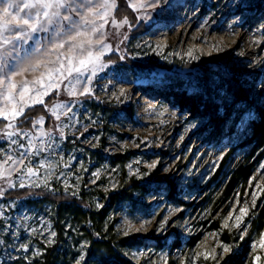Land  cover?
I'll use <instances>...</instances> for the list:
<instances>
[{
	"label": "rangeland",
	"instance_id": "1",
	"mask_svg": "<svg viewBox=\"0 0 264 264\" xmlns=\"http://www.w3.org/2000/svg\"><path fill=\"white\" fill-rule=\"evenodd\" d=\"M260 1L264 5V0H159L155 8L133 11L128 7L129 0H124V10L131 14L122 17L117 16V3L108 22L91 36L93 41L102 42L93 45L94 52L108 45L101 58L107 66L90 82V70L78 78L79 83L73 73L49 91L43 104L25 109L41 106L46 115L23 122L22 116L18 117L14 129L0 127V163L9 155L17 161L4 164V175L0 176V264H39L46 250L55 245V207L40 199L42 194L85 198L96 211L102 206L101 194L124 188L131 180L170 182L184 204H171L163 195L133 192V202L118 204L109 212L104 226H113L118 237L139 235L167 243L178 237L182 241L172 251L170 247L156 250L125 246L122 253L132 264H222L228 255L241 249L239 242L248 236L250 252L244 264H264V228L255 237L249 223L264 187V162L255 167L243 188L225 199L220 179L212 178L231 142L224 139L217 146H207L194 135L201 122L188 119L160 100L147 98L137 89L139 85L158 84L170 75L182 78L189 88L209 86L219 94L218 80L211 71L217 67L226 73L257 75V91L264 95V8L250 20L253 6ZM78 3L83 5L85 0ZM83 12L81 7L66 14L79 22ZM125 18L128 23L120 27L112 23L113 19L119 23ZM33 36L27 43L15 42L19 47L8 58L11 64L28 68L14 78L18 83L32 81L49 68L58 67L57 57L66 51L52 50V32ZM37 61H41L39 67H29ZM73 84L76 94L70 96L68 90ZM85 86L91 94L81 95ZM4 103L0 100V106ZM101 103L117 107L133 104L134 121H113L111 115L102 112ZM53 109L59 119L52 114ZM247 120L246 114L236 124L237 137L244 134ZM0 122L8 123L3 118ZM24 122L26 125L21 126ZM4 131H15L16 135L8 138ZM93 151L102 154L105 161L96 159ZM128 153L132 156L124 165L114 164V156ZM240 158V153H233L227 161L228 169ZM21 160L23 163H19ZM153 163L156 167L149 168ZM29 167L34 175L27 172ZM23 192L26 195L22 198H13ZM242 208L248 213L238 229L233 225ZM66 222L64 232L70 242L66 264H97L87 261L88 242L79 222L71 217ZM225 234L231 240L239 238L238 244L226 243ZM221 244L230 251L224 252ZM213 249L216 258L205 259L204 254Z\"/></svg>",
	"mask_w": 264,
	"mask_h": 264
},
{
	"label": "trees",
	"instance_id": "2",
	"mask_svg": "<svg viewBox=\"0 0 264 264\" xmlns=\"http://www.w3.org/2000/svg\"><path fill=\"white\" fill-rule=\"evenodd\" d=\"M117 16L131 14L125 11L124 0H117ZM263 1L253 6L250 20L260 14L263 10ZM141 28L143 27L140 25ZM218 80L219 94L209 86L196 85L189 88L182 78L176 76H165L158 84L139 85L138 91L149 99H157L166 103L171 109L180 114L187 115L188 119L201 122V126L194 135L199 141L207 146H217L224 139L231 142L228 153L224 156L219 169L212 180L220 179L222 192L225 199L231 198L236 192L243 188L252 176L255 167L264 162V95L257 91L258 77L254 74L226 73L219 68H211ZM225 97V99H223ZM229 101V102H227ZM102 112L113 117L115 122L134 121V105L117 107L113 104L101 103ZM41 106L28 109L21 117L23 122L27 118L46 115ZM248 115L246 130L242 137L235 134V126L243 115ZM5 122H0L3 127ZM24 122L21 126H25ZM232 139V140H230ZM233 153H240V161L228 169V158ZM92 154L99 161H105L102 154L93 151ZM132 154L114 156V164L124 165ZM133 192L153 193L152 195H163L166 200L175 205H184L179 198V191L170 182L160 181L156 183H140L134 180L124 188L117 189L108 194H101L102 206L94 210L85 198H75L70 195L44 193L40 199L51 203L55 207L56 218L53 219L56 231L55 245L46 250L39 264H66L69 238L66 237L65 228L67 219H76L81 226L88 242V263L91 260L97 264H132L122 253V248L154 247L163 250L170 247L176 250L182 244L180 238L175 237L171 242L160 238L143 237L139 235L118 237L113 226L105 228L104 222L113 208L124 202H133ZM23 192L13 198H22ZM29 201V200H28ZM250 231L255 232V237L260 235L264 228V192H262L257 205L249 216ZM226 237V238H225ZM250 236L239 242L241 249L228 255L222 264H244L250 252ZM228 244H238V239L231 240L223 237Z\"/></svg>",
	"mask_w": 264,
	"mask_h": 264
},
{
	"label": "snow or ice",
	"instance_id": "3",
	"mask_svg": "<svg viewBox=\"0 0 264 264\" xmlns=\"http://www.w3.org/2000/svg\"><path fill=\"white\" fill-rule=\"evenodd\" d=\"M158 3L159 0H155V2L129 0L128 7L133 11H141L147 8H155ZM81 7L84 8V12L80 13L79 22L74 21L70 14H66L78 11ZM116 7L117 0H96V2L85 0L83 5L78 3V0H0V100L5 102L3 106H0V118L8 121L7 124L3 125L4 129H14L15 124L13 122L24 115L26 108L32 107L34 104H43L44 97L49 95V91L59 87V81L67 79L75 73L76 83H79L78 78L83 76L85 71L90 70L91 75L87 77L90 82L98 71L107 66L101 58L104 55V50L108 49V45H102L99 51L94 52L92 50L93 45L102 42L99 39L93 41L91 36L100 32L104 23L108 22L107 18L112 16ZM97 20L103 23L97 24ZM112 23L116 27H120L127 24L128 21L125 18L117 23L113 19ZM66 24L67 30H65ZM38 32H52L54 34L53 40L50 42L52 50L58 51L66 48V51L59 53L55 62L58 67L49 68L40 77L32 81L25 80L18 83L14 78L23 75L25 71H28V68L11 64L8 58L19 47L15 42L27 43L29 40H33V34ZM10 45L11 48H9ZM35 51L39 52L40 49H35ZM188 55L191 56V52ZM61 56L64 57V60L60 59ZM192 58L196 59L197 57L193 56ZM65 60L67 63H65ZM40 63L41 61H37L29 67L34 70L39 67ZM75 87L76 85L73 84L72 88L68 90L70 96L76 94ZM83 94H91V89L85 86L81 95ZM59 107H62V105L56 106V108ZM52 114L59 119L55 109L52 110ZM14 135H16L15 131H4L5 137L11 138ZM41 135H44V133L42 132ZM12 143L15 144L16 141L13 140ZM29 143L31 145V141ZM8 161L13 164L17 163L11 155L7 156L3 163H0V176L4 175L3 166ZM19 163H23V160ZM148 167L155 168L156 164H150ZM27 172L30 175L35 174L31 167L27 168ZM94 175L97 174L94 173ZM261 192H264V187L261 188ZM0 195H3V191H0ZM252 203L255 206V199ZM241 213L242 215L236 217V223L233 225L238 229L244 223V217L247 215L248 209L242 208ZM229 215L231 216V213ZM145 223H150V221ZM163 226L164 224L161 223V228ZM129 227L131 226L129 225ZM139 230L136 229V231ZM52 235L54 236L55 233H52ZM124 235L127 236L128 232L125 231ZM261 237V246L264 247V233L261 234ZM49 242L51 243V241ZM220 247L223 248L224 252L230 251L227 245L221 244ZM255 247L254 244L253 248ZM140 255H144V253ZM216 255L215 249H213L211 253L204 254V258L215 259ZM80 260H83V256L80 257ZM77 264H79V261H77Z\"/></svg>",
	"mask_w": 264,
	"mask_h": 264
}]
</instances>
